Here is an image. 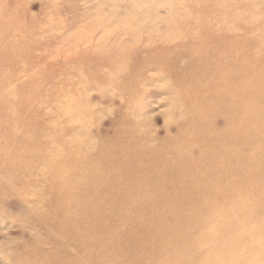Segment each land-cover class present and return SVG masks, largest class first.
I'll use <instances>...</instances> for the list:
<instances>
[{
	"label": "rangeland",
	"instance_id": "rangeland-1",
	"mask_svg": "<svg viewBox=\"0 0 264 264\" xmlns=\"http://www.w3.org/2000/svg\"><path fill=\"white\" fill-rule=\"evenodd\" d=\"M263 35L264 0H0V264H264V166L244 182L227 172L218 193L186 184L202 179L187 71H221L224 45L242 71ZM206 109L226 137L243 116ZM180 150L187 210L166 201ZM157 154L163 173L138 175ZM245 189L254 212L237 205ZM149 227L166 230L165 249Z\"/></svg>",
	"mask_w": 264,
	"mask_h": 264
},
{
	"label": "bare ground",
	"instance_id": "bare-ground-1",
	"mask_svg": "<svg viewBox=\"0 0 264 264\" xmlns=\"http://www.w3.org/2000/svg\"><path fill=\"white\" fill-rule=\"evenodd\" d=\"M259 39L264 42V35ZM237 47V45H233L231 47L224 45L223 47L218 48V51H221L220 56H222L221 61H219L218 63V66L222 67L221 71H215L212 74H207V72L198 71L196 67L191 71H187L188 75H191L187 83V85L189 86V96L194 100L195 106H197V116H195L194 119L196 128L191 130L190 134L197 135L194 136L193 142L200 147L199 160L201 161V164L197 166L198 168L191 169L195 171V176L198 169L201 173L200 178L202 179L199 181V179L194 178L187 181L186 184L195 185L194 182L198 181L197 184H199L198 186L201 187L202 192L204 189L208 191L209 188H213L218 193L219 180L222 177H227V172L237 171L238 175L241 176V179L244 182L247 180L250 181L252 179V177L257 173V169L259 166H264V75L262 76V74H260V71H264V66L254 63V60H264V48L256 52H249V48H245L242 51V53H245V56L243 69L241 71L240 69L233 68V62L228 63L226 59L230 58L229 56H232L238 51L241 52V49H238ZM200 57L201 62H203L202 66H204L205 63L209 64L207 54H200ZM246 62L249 63L246 64ZM250 69H254V71L251 72L253 76H251V74H247ZM260 76L262 78H260ZM157 79H159L160 82L165 81V77L163 75L158 76ZM211 93L213 97L209 99L208 97ZM208 105H213L216 110L228 112L229 116L237 113V109H240L241 112H243L242 117L239 116L240 114H238L236 115L237 117L235 118L234 122L233 120L229 122L228 126L231 128V133L227 137L225 135H219L214 127L210 125L209 119L211 115H208L210 114V111L206 109ZM257 121L263 122L261 124L256 123ZM26 127L27 129H24V131H32L33 129L31 125H28ZM252 133L259 134L261 136V139H251ZM241 137H245L243 140L244 143H246V141L248 143L250 142L249 146L247 145L246 151L242 150V144L239 143L238 145V141L241 140L239 138ZM229 149H234L233 151H235L236 155L233 156V160L226 164L225 162H223L224 158L220 157L222 156V152L223 154L227 155ZM137 153H141V155L145 154L143 153L142 148L137 149ZM174 157L176 159L175 164H177V170L172 171L171 180L169 181L172 182L173 188L175 189L174 192H179V194H175L172 198H170V200L166 201L168 202L169 207L171 206L173 209L182 207L187 210L190 207L187 204L181 202L186 200L185 194L183 193V185L185 184V180H179L177 178L179 177V171L181 172L189 164H187V162L185 161L186 155L183 152L181 153L180 157H177V155H175ZM225 159H227V157ZM154 161L159 166L157 165L155 169H149L145 167L137 174L140 175V173L149 172L150 170H152L157 175L162 174V167H160L162 166V159L158 156V154L155 155ZM121 177H126V175H122ZM137 178L139 180L138 183H140L139 189L143 191L146 187V184H149L154 189H161L166 186V183L164 181L160 184V179L155 181L156 185H154L149 182L150 180L144 179L141 181V178ZM254 178L255 176L253 177V179ZM141 183L143 184V186L141 185ZM204 183L208 184V187L201 186ZM242 194L244 195V197L240 196V198L236 201L237 205H239V207L242 209H250L252 212H254L256 209V204L252 201L251 193L247 189H245ZM217 195L219 196V194ZM247 199L250 201H247ZM184 213L185 212L183 211L181 212V214ZM146 229H150L149 233L154 236V241L159 242L160 247L161 244H166V238L163 239V237L166 235V230L162 231L159 227H149ZM158 237H161L159 241H157ZM106 246V249L109 248V251H111V248L112 250L115 249L114 243L110 242L109 245H106L102 240L101 245L98 248L99 252H104ZM55 247H57V243L53 248ZM29 263L36 264L35 261H30ZM38 264H51V258L49 259L48 257H45L44 259L38 260ZM76 264H95V262H92L90 256H88L87 259H83L81 257L80 261H78ZM159 264L164 263L160 261Z\"/></svg>",
	"mask_w": 264,
	"mask_h": 264
}]
</instances>
